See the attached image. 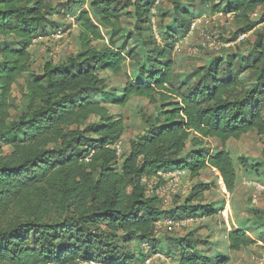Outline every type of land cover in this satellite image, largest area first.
<instances>
[{
	"label": "trees",
	"instance_id": "obj_1",
	"mask_svg": "<svg viewBox=\"0 0 264 264\" xmlns=\"http://www.w3.org/2000/svg\"><path fill=\"white\" fill-rule=\"evenodd\" d=\"M128 1L135 21L151 29L155 0ZM199 1L173 0V12L189 19L186 27H178L182 36L176 39L185 37L191 21L200 17H191L183 5ZM49 4L0 0V39L13 40L0 43V264H144V242L150 245V256L159 254L176 264H226L224 257L202 254V242L191 234L169 241L166 248L161 238H154V223L179 217L178 210H163L159 200L146 198L141 180L175 168L196 178L211 168L222 190L234 192V161L225 144L249 133L264 136V30L257 36L256 59L238 63L231 55L215 60L195 84L174 80L170 46L154 47L147 67L140 66L135 79L119 91L108 89L101 74L123 75L128 57L113 40L108 46H92L102 41L101 28L114 29L120 20L123 7L115 6V0H96L87 10H78L74 20L80 51L73 58L63 64L47 61L39 73L31 72L30 48L48 26ZM255 12L260 22L249 19ZM215 13L242 20L240 33L245 34L264 22V0H220L208 15ZM243 73L253 81L247 89ZM19 80L23 105L17 110L10 99ZM132 97L162 103L160 114L153 125L147 119L148 134L117 157L111 147L124 134L125 124L105 104L123 108ZM12 110L17 111L15 118ZM211 140L221 148L211 150ZM199 189L193 198L208 186ZM207 207L189 213L182 209L181 215L200 211L202 217L213 216L214 209ZM134 242L139 257L129 251ZM227 242L231 252L255 244L241 228L231 229Z\"/></svg>",
	"mask_w": 264,
	"mask_h": 264
},
{
	"label": "rangeland",
	"instance_id": "obj_2",
	"mask_svg": "<svg viewBox=\"0 0 264 264\" xmlns=\"http://www.w3.org/2000/svg\"><path fill=\"white\" fill-rule=\"evenodd\" d=\"M50 0V10L48 17V26L43 31V35L32 43L31 52V72L39 73L43 65L47 61L53 64H63L67 60L73 58L79 51V25L74 18L80 13V9L89 8V4L96 0ZM220 0H211V3L201 0L194 6L183 5V10L189 9L191 17L208 15L212 7L216 6ZM128 0H115V6L122 8L120 12V20L115 24L114 29L101 28L102 41L92 44L93 47L108 46L111 40L116 47L124 52L128 57L124 65V74L112 77L110 75L101 74L106 80L108 89H118L121 91L127 80L135 79V72L140 66L147 67L146 59L148 52L153 51L154 47L159 45H168L171 48L170 58L173 61L171 73L177 82L195 84L199 76H202L207 66L218 59H227V56L234 55L240 60L249 59V63L256 59L259 50L256 49V41L258 34L264 30V22L257 24L250 32L241 34L243 28L242 20H235L232 16H228L217 23V26L209 25L200 30H196L191 35L182 40V32L178 29L181 24L186 27L189 19L181 20L179 16L173 12V0H161L154 11L155 24L159 28L158 38H152L151 29L146 25H139L133 16V10ZM68 4L71 7L68 8ZM69 9V13L65 15V11ZM74 16H72V15ZM89 18L94 24H98V19L90 12ZM68 17H72L73 21H69ZM259 12L249 15L251 21H259ZM151 28V26H150ZM157 28V31H158ZM201 30H204L210 37L220 44V49L215 51L211 49L207 43L199 37ZM246 35L245 39L239 43H234L237 38L231 42L235 34ZM169 34V35H168ZM57 36H61L59 39ZM111 37H113L111 39ZM184 38V37H183ZM154 39V40H153ZM170 40L164 43L162 40ZM12 43L13 40L0 39L2 42ZM156 43H155V42ZM192 47L197 48L194 56L188 55V50ZM248 51V52H247ZM130 53V54H129ZM238 55V56H237ZM230 58V57H229ZM246 63V62H245ZM264 64V61L261 62ZM246 74V75H245ZM29 77V76H28ZM246 85V89L253 85L248 73H243L241 77ZM22 80L12 88L10 103L19 110L23 105L19 86ZM178 84V83H177ZM102 97H97V99ZM151 105L142 98L132 97L128 104L119 108L109 103L105 104L110 115L115 118H121L125 124L124 134L120 138L122 154H127L130 143L138 141L145 137L148 133V123L155 124L160 114V106ZM12 118L17 116V111H11ZM264 117V104H263ZM94 121V120H93ZM86 137V136H85ZM93 138V137H91ZM211 150L220 149L221 144L218 142H210ZM225 148L229 151L234 161V169L236 173V187L232 194L224 192L217 183V175L211 170H203L196 178H190L185 175L181 181L179 191L171 200V209L178 210L175 217L176 220L182 219H198V221L190 224L187 228L178 230L173 234H161L159 238L162 244L169 246L173 241L185 238L191 234L193 240H199L200 246L198 250L202 254L208 255L210 258L221 256L226 258V264H264V136H258L255 133H249L239 140H230L225 144ZM3 153L8 152L7 147H1ZM241 160L246 162L247 167H243ZM202 184H206L208 189L201 193V196L193 198L194 194L199 191ZM256 185L262 188V191L256 189ZM190 201L186 204V200ZM197 206H209L214 209V215L211 217H202L201 212L197 211L194 216L181 215L182 209L192 212ZM169 210V209H163ZM211 210V209H210ZM224 213V216H223ZM241 228L248 233V236L255 242L254 245L241 249L239 252H231L227 247V232L231 229ZM171 243H168V242ZM137 242L129 246V251L139 257L140 247H136ZM165 251V250H164ZM176 256V255H175ZM262 260L258 262L257 260ZM167 264H176L174 259L165 260ZM151 264H166L162 260H153Z\"/></svg>",
	"mask_w": 264,
	"mask_h": 264
},
{
	"label": "built area",
	"instance_id": "obj_3",
	"mask_svg": "<svg viewBox=\"0 0 264 264\" xmlns=\"http://www.w3.org/2000/svg\"><path fill=\"white\" fill-rule=\"evenodd\" d=\"M50 1V0H47ZM161 2V0H155V5H158ZM231 15H224L223 13H215L213 15H202L200 17H197L193 19L189 25V30L187 35L182 38V40H186L191 33H193L196 30H200V28H204L207 26H217V23H220L221 20L225 19L226 17ZM67 19L69 21H73L72 17H68ZM150 26H151V34L153 35L154 39H156L157 42H159L158 38V31L157 26L155 24L154 19V11L152 9L151 17H150ZM58 39L61 37L57 36ZM199 37L202 41L208 44V46L217 51L220 49V44L214 41L210 35H208L204 30H201L199 33ZM246 35H240L238 36L237 40L234 43H239L245 39ZM36 42V40H33L32 43ZM197 48L192 47L188 50L189 56H194L197 53ZM121 142L120 140L117 141L111 148L115 151V154L117 157H120L122 154V148H121ZM185 176V171L180 169H173L169 171H158L156 175L149 177V178H143L141 180V184L144 189V195L146 198H156L159 200L161 206L163 209H171V200L173 196L177 194L179 191V188L181 186V181L183 177ZM258 191H262V188L259 185L255 186ZM224 216V213H223ZM198 221V219H182V220H176L171 219L168 217L162 218L160 220H157L154 223V229H153V235L154 238H159L161 234L170 235L175 233L178 230H182L187 228L190 224ZM141 250L143 254L146 256L144 260V264H151L153 260L160 259L162 261H165L166 259L162 257L159 254H155L150 256V245L146 242L142 243ZM258 262H262V260H257ZM88 264H102L95 261H90Z\"/></svg>",
	"mask_w": 264,
	"mask_h": 264
},
{
	"label": "crops",
	"instance_id": "obj_4",
	"mask_svg": "<svg viewBox=\"0 0 264 264\" xmlns=\"http://www.w3.org/2000/svg\"><path fill=\"white\" fill-rule=\"evenodd\" d=\"M210 142H217V141H213V140H211ZM220 148H221V147H220ZM205 170H211L212 172H215V174L217 175L216 171L213 170V169H211V168H207V169H205ZM217 183H218V185H220V182H219V180H218V176H217ZM227 233H228V232H227ZM227 246H228V244H227Z\"/></svg>",
	"mask_w": 264,
	"mask_h": 264
}]
</instances>
